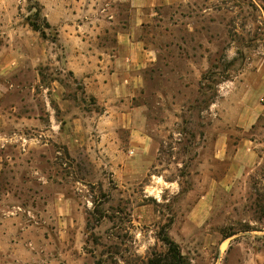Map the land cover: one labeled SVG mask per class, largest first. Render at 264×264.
Listing matches in <instances>:
<instances>
[{
  "label": "rangeland",
  "instance_id": "rangeland-1",
  "mask_svg": "<svg viewBox=\"0 0 264 264\" xmlns=\"http://www.w3.org/2000/svg\"><path fill=\"white\" fill-rule=\"evenodd\" d=\"M15 5L18 24L29 25L30 19L46 36L54 34V27H45L39 0ZM109 11L121 24L131 23L129 5L116 7L113 1ZM138 31L152 60L128 104L139 108L145 133L160 144L154 168L117 191L87 152L74 157L65 149L36 146L21 155L5 147L3 158L17 162L0 175V191H12L11 198H0V223L7 217L2 209L45 208L50 196L64 191L87 212L89 253L104 255L102 264H119V257L122 264L163 257L165 234L179 244L187 264H264V108L246 130L232 117L245 96L253 97L250 89L264 73V0L162 4ZM72 88L84 108L100 110L93 97L83 95V85ZM219 139L227 142L223 160L215 157ZM243 140L254 142L251 164L218 185L205 212L193 214L212 179L226 176ZM120 207L118 215L114 210ZM17 217L26 224L45 222L41 213ZM32 233L40 234L36 228Z\"/></svg>",
  "mask_w": 264,
  "mask_h": 264
},
{
  "label": "crops",
  "instance_id": "crops-1",
  "mask_svg": "<svg viewBox=\"0 0 264 264\" xmlns=\"http://www.w3.org/2000/svg\"><path fill=\"white\" fill-rule=\"evenodd\" d=\"M39 1L55 28L52 36L41 37L29 25L18 24L16 0H0V150L13 146L25 155L36 146L44 150L53 146L74 157L87 152L98 170L106 169L115 190H126L154 168L160 147L145 133L139 108L128 104L142 85V70L152 60L138 30L154 19L160 5L179 0ZM113 1L116 7L132 8L129 25L121 24L109 11ZM109 39L114 41L110 44ZM260 77L250 89L253 97L245 96L241 107L233 109L232 117L245 130L263 112L264 104L257 98H264V73ZM80 84L83 95L93 97L100 110L84 108L79 93L73 95V85ZM252 144V140L241 141L226 176L212 179L193 214L205 212L218 185L238 177L251 164ZM217 149L215 157L223 160L226 140L219 139ZM244 151L247 162H243ZM15 162L0 153V175ZM11 193L2 190L0 198H11ZM49 199L45 208L2 209L7 217L0 223V264L104 263V255L95 258L89 253L84 208L64 191ZM114 212L121 215L122 208ZM26 213H41L45 222L26 224L17 217ZM35 228L39 235H33ZM118 263H123L121 257Z\"/></svg>",
  "mask_w": 264,
  "mask_h": 264
},
{
  "label": "trees",
  "instance_id": "trees-1",
  "mask_svg": "<svg viewBox=\"0 0 264 264\" xmlns=\"http://www.w3.org/2000/svg\"><path fill=\"white\" fill-rule=\"evenodd\" d=\"M38 15H40V12H38ZM28 23L33 30L40 31L42 33V36L46 37V34L41 30L40 25H38L37 22L28 19ZM44 24L46 28L52 27L46 18H44ZM162 240L167 245L166 254L163 257H150L146 262L143 261V264H187L184 255L181 252V248L177 242H175L167 234L163 236Z\"/></svg>",
  "mask_w": 264,
  "mask_h": 264
}]
</instances>
